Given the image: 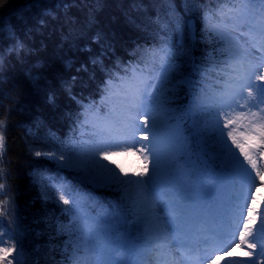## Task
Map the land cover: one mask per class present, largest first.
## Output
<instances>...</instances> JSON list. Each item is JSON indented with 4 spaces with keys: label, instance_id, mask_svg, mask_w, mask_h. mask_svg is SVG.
Returning a JSON list of instances; mask_svg holds the SVG:
<instances>
[{
    "label": "snow or ice",
    "instance_id": "6c2138e0",
    "mask_svg": "<svg viewBox=\"0 0 264 264\" xmlns=\"http://www.w3.org/2000/svg\"><path fill=\"white\" fill-rule=\"evenodd\" d=\"M5 3L0 0V6ZM44 3L29 0L28 7ZM171 11L177 18L169 20V30L183 38L194 35L191 22L175 13L174 6ZM46 14L51 11L46 9ZM215 15L218 23L212 28L205 23V30L219 37V52L228 68V78L217 93L209 95L204 89L198 93L192 78L196 69L188 72L175 62L182 59L184 45L165 41V47L146 51L143 67L125 68L124 75L117 73L115 80L105 82L103 115L95 106L85 109V123L91 124L95 137L91 144H74L59 155L35 152L75 169L94 189L115 188L120 193L93 207L75 189L53 185L58 200L68 206L64 211L72 214L62 264H152L154 255L157 264H163L173 248L186 249L189 258L195 251V261L221 255V260L210 259L209 264H264V210H257L254 198L248 202L262 175L258 156L264 152V0H235ZM237 31L241 37L247 34L250 47L232 44L230 37ZM4 33L5 18L0 16V45ZM7 35L9 55L21 57L25 45L15 25H7ZM93 40L98 42L100 35ZM3 63L0 49V66ZM178 85L187 86L188 99L175 109L170 99ZM6 128V121L0 120V158L6 151ZM137 132L147 141L138 148ZM112 148L123 152L135 148L140 154L143 166L135 178L119 165L109 167L113 163L109 156L116 154L109 151ZM24 233L19 215L9 225L0 220V264H29ZM5 237L10 244L5 245ZM233 246L244 252V258L224 259Z\"/></svg>",
    "mask_w": 264,
    "mask_h": 264
},
{
    "label": "trees",
    "instance_id": "16d2710c",
    "mask_svg": "<svg viewBox=\"0 0 264 264\" xmlns=\"http://www.w3.org/2000/svg\"><path fill=\"white\" fill-rule=\"evenodd\" d=\"M234 2L45 0L43 6L29 8V0H6L0 6V16L5 18V40L0 45L4 52L0 66V120L7 124L6 151L0 158V184L4 185V195H0L4 215L0 217L9 225L14 216H20L29 264L63 262L59 230L68 217L64 211L68 206L58 200L53 185L63 181L65 186L105 204L120 195L115 188H92L76 177L74 170L59 167L46 156L37 157L35 152L59 155L70 148L83 110L97 103L105 82L117 73L124 75L125 68L142 64L146 51L165 47V41L184 45L182 59L175 62L182 63L188 72L196 69L192 78L197 91L201 82L210 84L208 78L219 76L224 62L222 55L216 54L217 41L204 30L203 20L205 14L214 16L217 9H227ZM173 6L175 13L191 22L194 35L183 38L169 30V20L177 18L171 11ZM9 23L15 25L16 35L25 45L21 57L7 51L11 46ZM97 34L98 42L93 40ZM186 90L185 85L172 90L173 108L187 103Z\"/></svg>",
    "mask_w": 264,
    "mask_h": 264
},
{
    "label": "rangeland",
    "instance_id": "374dc122",
    "mask_svg": "<svg viewBox=\"0 0 264 264\" xmlns=\"http://www.w3.org/2000/svg\"><path fill=\"white\" fill-rule=\"evenodd\" d=\"M205 16H206V14H205ZM207 16H208L207 21H205V17L203 20L204 30H205V23H207L209 28L214 27L218 23V19H217V17H215V15L214 16L207 15ZM205 31L208 33L207 30H205ZM245 32H247L246 29H245ZM208 36L216 39L217 49L222 47V44L220 43L219 37L210 36L209 33H208ZM230 39H231L232 44L237 48L243 49L246 46L247 47L251 46V42L248 41L247 34L245 36L241 37V36H239V31L232 33ZM178 42L181 43L180 40ZM257 46L259 47V43L257 44ZM252 50H253V52L256 51L255 49H252ZM219 53L220 52H218L216 54H219ZM256 54L259 55L260 53H256ZM221 60L224 62V64H223V68H222L223 72H218L220 77L216 76L214 80L208 78V80L210 81V84L206 83V82H201L199 87H198L199 88L197 91L198 93H199L200 89H204L209 95H213V94L217 93L223 87L224 81L228 78V68H227V65H226L224 59H221ZM132 67H143V65L142 64H134L130 67V69ZM261 69H264V65H261ZM214 84L216 85V87ZM99 99L100 100L97 102V104H94L92 106H95V108H100L101 109V115H103L104 111L106 110V107L104 105H102L101 98H99ZM92 106H88V108H90ZM170 106H171V100H170ZM95 108H93V111L95 110ZM84 113H85V110H83V112H82V117H81L80 121L78 122L79 124L77 126L76 132L71 136L70 147H72L74 144H78L81 142L91 144L95 139V137L93 136V128H92L91 124L85 123ZM138 123H141V125H142L141 120H138ZM136 139L139 141V143L136 144V146H135L136 148L147 143V141L142 139L140 132L136 133ZM109 151L116 153L115 155L109 156V161L113 162V163H109V167H114L115 165H119L120 168L124 169V172L128 173L129 176H131L132 178H135L134 173L139 171L143 166L142 157L140 156V154L138 152L135 151V148H133L132 151H128V152H123L118 148H112V149H109ZM55 161H56L57 165L59 167H61L60 163L57 160H55ZM109 161H103V162L108 163ZM258 164L260 166H262L261 167L262 175L258 179L255 180V183H254L252 189L250 190L248 202L251 203L252 199L254 198L256 201L255 206L257 207V210L260 211V210H264V183H262V181H264V152H261L259 154ZM64 168H66V167H64ZM66 169H70L72 171L74 170L73 174L76 177L80 178L78 173L75 171V169H73V168H66ZM116 170H117V172H119V169H116ZM249 171H251V169H249ZM252 175H253V177H255L254 172L252 173ZM121 176H122V178H124L123 174H121ZM61 184H63V181H62V183L59 182L57 186H59ZM73 189H75V188H73ZM75 190H76V192L80 193L82 196L88 198L89 204L91 206L95 207V204L97 202V200L95 198L90 199L83 192H81L77 189H75ZM0 195H4L2 192V189H0ZM96 211H100V209L96 208ZM93 214H95V213H93ZM244 215H247V209H244ZM0 220H2V217H0ZM71 220H72V214L68 212V217L65 220V222L63 223V227L61 228V231L59 230V233L61 232V236L63 237L62 241L60 243V246H59L60 252L64 246V242L68 240V233L72 230L69 226ZM241 226H243V225L241 224ZM10 243H11V241H9L7 239V237H5V245H8ZM179 250H180L179 248L171 249V251L167 254L163 264H168V263L174 264L176 262L174 254L177 253ZM200 255L203 256V253H200ZM61 256H62L61 260L64 261L66 259V257L62 255V252H61ZM228 257L244 258V252L240 248L233 246V247H231L230 251H226V253L224 255V259H227ZM202 259H203L202 260L203 264H209L210 259L221 260V255L217 254V253H212L210 257L202 258ZM151 261H152V264H157L155 255L151 258ZM68 264H71V261H69ZM221 264H223V261H221Z\"/></svg>",
    "mask_w": 264,
    "mask_h": 264
},
{
    "label": "bare ground",
    "instance_id": "6f19581e",
    "mask_svg": "<svg viewBox=\"0 0 264 264\" xmlns=\"http://www.w3.org/2000/svg\"><path fill=\"white\" fill-rule=\"evenodd\" d=\"M242 224V223H241ZM185 251H183L182 253H181V256H182V260L181 259H179V264H201V261L199 260V261H195V256H196V254H194V252L192 253V257L191 258H189L188 256H187V250L186 249H184Z\"/></svg>",
    "mask_w": 264,
    "mask_h": 264
}]
</instances>
